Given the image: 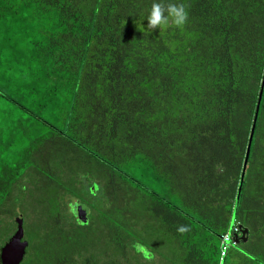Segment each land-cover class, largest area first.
Listing matches in <instances>:
<instances>
[{
	"label": "trees",
	"instance_id": "16d2710c",
	"mask_svg": "<svg viewBox=\"0 0 264 264\" xmlns=\"http://www.w3.org/2000/svg\"><path fill=\"white\" fill-rule=\"evenodd\" d=\"M152 2L0 0V97L17 106L0 142L28 133L42 159L56 137L84 149L108 169L111 209L146 220L125 233L174 241L173 264H264V0H173L183 30H148Z\"/></svg>",
	"mask_w": 264,
	"mask_h": 264
},
{
	"label": "rangeland",
	"instance_id": "374dc122",
	"mask_svg": "<svg viewBox=\"0 0 264 264\" xmlns=\"http://www.w3.org/2000/svg\"><path fill=\"white\" fill-rule=\"evenodd\" d=\"M22 81L12 83L16 84L15 95ZM4 89L10 92L8 87ZM16 109V105L0 97L2 135L7 136L8 130L12 129L13 121L17 118ZM47 119L59 123L53 116ZM32 131L35 132L32 136L38 137L48 133V128H34ZM29 137L30 134L23 132L17 139L12 136L13 141L9 145L0 142V199L4 196L0 202V247L14 233L17 226L15 219L20 217L21 239L25 242L26 251L19 264H84L89 249L95 253L91 260L96 264H110V261H116L114 264H136L138 261L143 264H173L171 261L179 254L174 241L149 232L140 235L144 240L125 233L129 229L134 232L142 229L146 220L132 216L130 222L124 223L122 215L125 212L119 214L111 209L112 204L103 199L100 190L102 188L105 191L103 184L108 178V169L98 160L81 147H73L72 142L64 137H56L52 144L43 141L39 148L50 159L44 156L42 159L37 152L31 154L30 149L33 147L29 146ZM4 159L10 164L4 165ZM46 164L52 167L51 170H47ZM9 183H12L10 190L7 187ZM124 190L125 185H122V189L117 191L119 197L115 196V199L119 198L116 200L118 203L125 198ZM136 193L137 190L134 191L135 198L138 196ZM79 205L85 207L83 215L85 221L89 222L87 225L81 224L77 216ZM126 214L130 216L132 213ZM117 231L122 234L124 242L121 250L117 245L110 246V237L118 234ZM136 241L150 244L153 253L151 263L133 251L130 245ZM73 260L75 262L72 263ZM231 264L255 263L238 253Z\"/></svg>",
	"mask_w": 264,
	"mask_h": 264
},
{
	"label": "clouds",
	"instance_id": "9594fccd",
	"mask_svg": "<svg viewBox=\"0 0 264 264\" xmlns=\"http://www.w3.org/2000/svg\"><path fill=\"white\" fill-rule=\"evenodd\" d=\"M147 29L152 30L158 28L166 29L169 26L177 30H183L188 21V11L185 5L173 0H153L147 16ZM177 233L183 234L189 231L187 225H179L176 228ZM133 251L146 262H151L153 253L150 244L136 241L132 245Z\"/></svg>",
	"mask_w": 264,
	"mask_h": 264
},
{
	"label": "water",
	"instance_id": "95a60500",
	"mask_svg": "<svg viewBox=\"0 0 264 264\" xmlns=\"http://www.w3.org/2000/svg\"><path fill=\"white\" fill-rule=\"evenodd\" d=\"M256 119V113L254 115V120ZM253 129V128H252ZM251 141V136L249 138V143ZM85 207L79 205L77 208V216L81 219V222H85L84 213ZM15 222L17 224L14 233L9 237V239L0 247V264H19L25 253V242L22 241V220L20 217H16ZM247 229L241 228L239 230V235L234 234V243L241 241H246Z\"/></svg>",
	"mask_w": 264,
	"mask_h": 264
},
{
	"label": "built area",
	"instance_id": "2783aa9c",
	"mask_svg": "<svg viewBox=\"0 0 264 264\" xmlns=\"http://www.w3.org/2000/svg\"><path fill=\"white\" fill-rule=\"evenodd\" d=\"M237 230V228H234V231H236Z\"/></svg>",
	"mask_w": 264,
	"mask_h": 264
},
{
	"label": "flooded vegetation",
	"instance_id": "af4514ba",
	"mask_svg": "<svg viewBox=\"0 0 264 264\" xmlns=\"http://www.w3.org/2000/svg\"><path fill=\"white\" fill-rule=\"evenodd\" d=\"M74 217H76V216H74ZM75 219L78 221L77 217Z\"/></svg>",
	"mask_w": 264,
	"mask_h": 264
}]
</instances>
